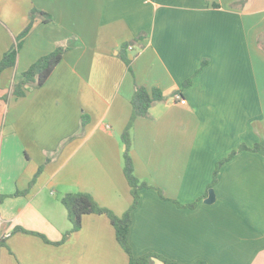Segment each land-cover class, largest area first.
<instances>
[{
    "label": "crops",
    "instance_id": "0c3cea01",
    "mask_svg": "<svg viewBox=\"0 0 264 264\" xmlns=\"http://www.w3.org/2000/svg\"><path fill=\"white\" fill-rule=\"evenodd\" d=\"M32 8L53 20L36 18L0 76V264H129L108 215L84 214L71 233L61 198L87 192L117 215L130 207L120 136L137 85L166 98L132 127L136 175L152 185L132 210L133 254L264 264V154L240 149L264 138V0H0V60ZM60 45L47 81L11 94Z\"/></svg>",
    "mask_w": 264,
    "mask_h": 264
},
{
    "label": "trees",
    "instance_id": "16d2710c",
    "mask_svg": "<svg viewBox=\"0 0 264 264\" xmlns=\"http://www.w3.org/2000/svg\"><path fill=\"white\" fill-rule=\"evenodd\" d=\"M38 17H41V19L45 22L53 20L50 14L42 10H39L37 8H32L30 10L29 23L27 27L18 35L16 44L10 47L4 53L3 57L0 60V76L5 69L14 67L16 65L19 49L22 46L24 39L31 32L35 20ZM128 47H129L128 43L122 46L120 50V56L123 59V61L126 63L127 67L131 70V59H129L128 51H127ZM66 50L67 47L60 45L57 46V48L52 52L45 54L41 56L39 59H37L22 73L23 79L13 85L11 94L15 96H23L25 94L26 89L24 87L26 85H34L37 87L42 86L47 81V79L49 78L55 67L58 65V63L62 60ZM200 70L201 68L196 71V74L199 73ZM190 83H191V79H188L185 81L184 85H189ZM165 98L166 96L164 92L158 87H152L148 89L145 86L137 85L135 89V93L131 99L133 114L127 127L122 132L120 139L122 143L125 144L126 146V149L124 150L123 153V171L128 181V184L131 188L133 201L130 207L122 215H117L111 209L101 206L96 202L93 196L87 192H69L61 198V202L63 203V205L67 210L68 218L72 223V228L70 230L71 233L81 228L82 217L84 214L97 213V214L108 215V217L111 220V223L115 228L117 241L120 243V245L129 255V264H150L154 258L161 259L165 263H176L157 253H146L140 257H136L133 254L132 246L128 239L129 228L132 221V210L138 205V202L140 200V190L144 187H152L150 183L141 180L136 175L134 160L131 155V149L134 143L132 127L137 117L139 116L148 117L150 115V108L155 103L163 101ZM88 121H89L88 114H83L81 119V128H83ZM73 137H75V135L70 136L66 140L72 139ZM240 149H251L253 151H257L264 154V138L261 141L255 143L253 147L242 145ZM236 153L237 151H233L230 154V156L218 162L217 168L214 173V179L210 187H212L217 180L220 166L227 159L234 156ZM50 160L51 158L48 156L46 162ZM42 169L43 166L40 167L36 177L39 175ZM24 193L25 191L22 192L18 191L14 195H19ZM15 231L37 234L42 236L46 241H48V239L44 235L26 230L23 227H17ZM195 264H207V263L204 261H199Z\"/></svg>",
    "mask_w": 264,
    "mask_h": 264
},
{
    "label": "water",
    "instance_id": "95a60500",
    "mask_svg": "<svg viewBox=\"0 0 264 264\" xmlns=\"http://www.w3.org/2000/svg\"><path fill=\"white\" fill-rule=\"evenodd\" d=\"M214 199H215V193H214V190H213V189H210V190H209V196H208V198L206 199V202L211 203V202L214 201Z\"/></svg>",
    "mask_w": 264,
    "mask_h": 264
},
{
    "label": "built area",
    "instance_id": "2783aa9c",
    "mask_svg": "<svg viewBox=\"0 0 264 264\" xmlns=\"http://www.w3.org/2000/svg\"><path fill=\"white\" fill-rule=\"evenodd\" d=\"M177 98H180V102L181 103H186V99L185 98H183V97H181V96H177Z\"/></svg>",
    "mask_w": 264,
    "mask_h": 264
},
{
    "label": "rangeland",
    "instance_id": "374dc122",
    "mask_svg": "<svg viewBox=\"0 0 264 264\" xmlns=\"http://www.w3.org/2000/svg\"><path fill=\"white\" fill-rule=\"evenodd\" d=\"M62 206V208H64V210H66V208H65V206L64 205H61Z\"/></svg>",
    "mask_w": 264,
    "mask_h": 264
}]
</instances>
